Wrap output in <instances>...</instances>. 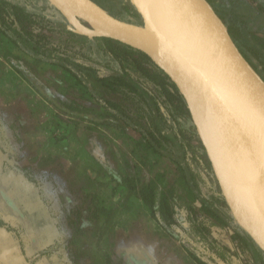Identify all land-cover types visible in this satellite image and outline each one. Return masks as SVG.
Masks as SVG:
<instances>
[{
    "label": "crops",
    "instance_id": "0c3cea01",
    "mask_svg": "<svg viewBox=\"0 0 264 264\" xmlns=\"http://www.w3.org/2000/svg\"><path fill=\"white\" fill-rule=\"evenodd\" d=\"M217 1L236 4L234 10L241 7L246 19L264 24V0ZM249 34L264 38V27L254 25ZM3 42L0 38V264H200L139 192L129 193L109 175L110 168L132 172L139 190L160 174L144 169L141 154L172 161L145 148L130 130L89 122L73 131L77 121L15 69L1 51ZM261 52L257 59L264 58ZM176 178L177 173L165 179L166 186ZM229 245L240 264H247L235 244Z\"/></svg>",
    "mask_w": 264,
    "mask_h": 264
},
{
    "label": "trees",
    "instance_id": "16d2710c",
    "mask_svg": "<svg viewBox=\"0 0 264 264\" xmlns=\"http://www.w3.org/2000/svg\"><path fill=\"white\" fill-rule=\"evenodd\" d=\"M113 4L117 13L104 7L123 20L142 23L129 1L114 0ZM235 6L222 3L217 11L241 44L245 34V55L257 59L264 51V38L249 34L243 9L235 11ZM0 38L35 60L61 68L89 95L90 100L81 101L56 92L21 62L11 60L63 113L93 127L131 130L139 135L141 145L172 161L177 178L169 186L164 174L149 179L139 190L132 172L108 167L109 175L129 193L139 192L158 221L183 240L200 264H219L220 260L240 264L231 242L247 264H264V253L235 223L220 193L183 95L146 53L112 38H89L68 30L63 16L47 0H0ZM257 65L264 72V58L257 59ZM225 235L228 241L222 239Z\"/></svg>",
    "mask_w": 264,
    "mask_h": 264
},
{
    "label": "water",
    "instance_id": "95a60500",
    "mask_svg": "<svg viewBox=\"0 0 264 264\" xmlns=\"http://www.w3.org/2000/svg\"><path fill=\"white\" fill-rule=\"evenodd\" d=\"M68 30L146 53L183 95L235 223L264 253V77L210 0H129L142 23L95 0H47Z\"/></svg>",
    "mask_w": 264,
    "mask_h": 264
},
{
    "label": "rangeland",
    "instance_id": "374dc122",
    "mask_svg": "<svg viewBox=\"0 0 264 264\" xmlns=\"http://www.w3.org/2000/svg\"><path fill=\"white\" fill-rule=\"evenodd\" d=\"M98 1H101L103 5L107 6L108 8H112L113 9L112 11L117 13L116 9L118 8L115 6V4H113L114 0H98ZM128 1L129 0H127V2ZM210 1L213 3L216 9L221 8V4L217 0H210ZM126 17L131 18L129 14H127ZM244 21L247 22V26H248L247 28L249 30L254 25L257 27V29L259 27L261 28L264 27L263 20H259V19L252 20L250 18L249 19L247 18ZM237 38L238 37H236V40L238 41L239 39ZM4 41H5L3 42L4 47L1 48V51H5L9 53V57L12 60H15L16 62H21L22 65H24L27 69L32 71L35 77L43 81L45 85L49 86L51 89L55 90L56 92H59L66 96L76 98L81 101L90 100L89 95L81 88V86L78 85L75 82V80L72 77H70L65 71H63L61 68L53 66L48 63L38 61V60H35L33 62L31 58L29 57V55L15 48L8 40L5 39ZM238 43L241 46L242 51L244 50L243 51L245 52L244 54H246V51L244 47L242 46L243 44H241L239 41ZM247 56L249 60L251 61V63L253 64V66L257 69L258 65H257L256 57H254L253 55H247ZM259 73L264 77V72L259 71ZM68 119H70L71 121L73 120L77 121L78 123L76 124V127L74 126L71 127L73 131L81 130L83 128L86 129L87 125L90 124L87 121L79 120L76 117H72V116L71 118H68ZM91 131L93 130L91 129ZM97 132H103V131H97ZM104 140L101 143L103 145L102 147H104L105 150L107 149L109 151V149L111 148V145H109V143L105 142ZM109 155L110 157L112 156L111 153ZM141 157H143L142 159L145 160L147 163V164H144V169L146 168L147 171L148 170L150 171L151 169H153L152 173H160V174L165 173L164 174L165 179H167L168 181L172 180L175 177L176 173H175L174 165L169 160L163 159L162 161L159 160L157 162L153 156L150 157V156H147V154H141ZM123 160H124V163L122 167L126 169L127 156ZM130 165H131V160H130Z\"/></svg>",
    "mask_w": 264,
    "mask_h": 264
},
{
    "label": "flooded vegetation",
    "instance_id": "af4514ba",
    "mask_svg": "<svg viewBox=\"0 0 264 264\" xmlns=\"http://www.w3.org/2000/svg\"><path fill=\"white\" fill-rule=\"evenodd\" d=\"M95 1H97L99 4H101L102 6H104L101 2H99L98 0H95Z\"/></svg>",
    "mask_w": 264,
    "mask_h": 264
}]
</instances>
